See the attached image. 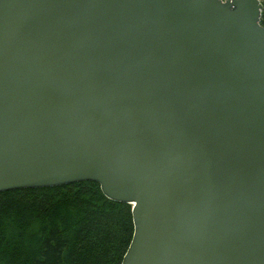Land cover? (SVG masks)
Returning <instances> with one entry per match:
<instances>
[{"label":"water","instance_id":"obj_1","mask_svg":"<svg viewBox=\"0 0 264 264\" xmlns=\"http://www.w3.org/2000/svg\"><path fill=\"white\" fill-rule=\"evenodd\" d=\"M259 0H0V193L90 181L119 264H264Z\"/></svg>","mask_w":264,"mask_h":264},{"label":"trees","instance_id":"obj_2","mask_svg":"<svg viewBox=\"0 0 264 264\" xmlns=\"http://www.w3.org/2000/svg\"><path fill=\"white\" fill-rule=\"evenodd\" d=\"M131 234L130 205L94 182L0 193V264H119Z\"/></svg>","mask_w":264,"mask_h":264}]
</instances>
